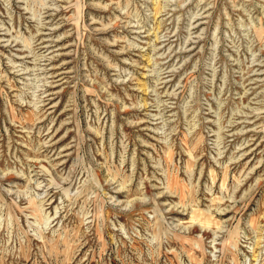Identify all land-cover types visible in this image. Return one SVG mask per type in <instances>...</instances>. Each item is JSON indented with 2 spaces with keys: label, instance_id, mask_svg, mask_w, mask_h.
I'll return each instance as SVG.
<instances>
[{
  "label": "rangeland",
  "instance_id": "rangeland-1",
  "mask_svg": "<svg viewBox=\"0 0 264 264\" xmlns=\"http://www.w3.org/2000/svg\"><path fill=\"white\" fill-rule=\"evenodd\" d=\"M0 264H264V0H0Z\"/></svg>",
  "mask_w": 264,
  "mask_h": 264
},
{
  "label": "bare ground",
  "instance_id": "bare-ground-1",
  "mask_svg": "<svg viewBox=\"0 0 264 264\" xmlns=\"http://www.w3.org/2000/svg\"><path fill=\"white\" fill-rule=\"evenodd\" d=\"M123 190V189H122Z\"/></svg>",
  "mask_w": 264,
  "mask_h": 264
}]
</instances>
